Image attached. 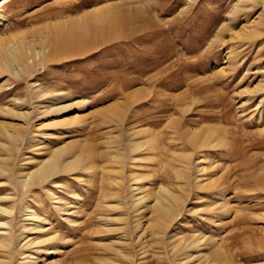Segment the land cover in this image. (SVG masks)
Here are the masks:
<instances>
[{
  "label": "rangeland",
  "instance_id": "obj_1",
  "mask_svg": "<svg viewBox=\"0 0 264 264\" xmlns=\"http://www.w3.org/2000/svg\"><path fill=\"white\" fill-rule=\"evenodd\" d=\"M102 8L85 46L0 71V259L264 264V0H0V43L42 50L55 25ZM205 125L216 135L191 144L188 129ZM62 146L83 168L21 184ZM161 185L180 200L168 216L153 206ZM196 236L200 248L184 247Z\"/></svg>",
  "mask_w": 264,
  "mask_h": 264
},
{
  "label": "bare ground",
  "instance_id": "obj_2",
  "mask_svg": "<svg viewBox=\"0 0 264 264\" xmlns=\"http://www.w3.org/2000/svg\"><path fill=\"white\" fill-rule=\"evenodd\" d=\"M6 1V0H5ZM243 1V0H242ZM246 1V0H245ZM241 2V1H240ZM241 4V3H240ZM106 12H105V8L102 9H97L94 10L89 18H84V17H80L76 22H73L72 20L70 21H66L64 23L55 25V30L51 33L47 32V34L45 35L44 38L41 39V45H42V50H35L33 49V46L31 45H26L24 42L23 43H19L17 41H13L10 42L8 44V42L6 43L5 40H2L0 43V48L3 49L4 52V57L3 59H1L0 61V71H9L11 70V67L14 63L15 64H19V65H24V63H26L25 65H27L29 63V59L30 58H38L40 59L41 57H44L45 55H52V53L59 47L61 48V46H63L65 43H67L68 45L72 46V45H78L80 47L85 46L84 43L85 39L83 38L85 33H87L90 23L94 22V21H100L103 19V17L105 16ZM260 20L258 22H262V17L259 18ZM101 25V24H100ZM91 29V28H90ZM89 33V32H88ZM256 32H253L252 35H256ZM87 35V34H86ZM87 37V36H86ZM87 41V40H86ZM39 44V43H38ZM86 44V43H85ZM33 45V44H32ZM76 48V47H75ZM62 49V48H61ZM79 50H81L80 48H78ZM84 49V48H83ZM78 50V53H79ZM81 54V52H80ZM34 55V56H33ZM33 61V60H32ZM28 67V66H27ZM142 96V91H138V92H134V94H129L127 95L128 99H133L135 101V99H139ZM133 102V101H132ZM118 108V107H117ZM112 110V109H111ZM119 111V109H118ZM121 111V110H120ZM117 112V111H116ZM114 112V113H116ZM111 113V112H110ZM113 113V112H112ZM111 113V114H112ZM123 113V110H122ZM110 114V115H111ZM120 114V113H118ZM117 118L118 115H116ZM121 116V115H119ZM178 118H173L170 120L169 125H174L176 124ZM110 122V121H109ZM122 122V121H121ZM105 124V123H104ZM214 128H212L210 125H205L203 126L201 129H191L189 128L187 133H190L189 140L191 142V144L193 145H200L199 141L201 144H205L209 138L211 136H215L216 132L215 130H213ZM9 132L8 130L6 131ZM18 133V131H12L11 133L15 134ZM10 133V135H11ZM138 133V132H136ZM136 133L134 135H136ZM12 134V137H13ZM9 135V133H8ZM18 135V134H17ZM138 135V134H137ZM136 135V136H137ZM141 135V134H140ZM138 135V136H140ZM173 135V134H172ZM16 136V134H15ZM213 136V137H214ZM7 137V136H6ZM117 137V136H116ZM120 138V137H119ZM133 138V137H132ZM138 138V137H137ZM140 138V137H139ZM212 138V137H211ZM149 139V138H148ZM153 140V139H152ZM113 141V140H112ZM118 141V140H117ZM143 141L144 140H140V141H132L130 140L129 142V147L131 149H133L134 151H138L139 149L143 148ZM114 142V141H113ZM116 142V141H115ZM148 141H146L147 143ZM210 144V143H209ZM82 145V144H81ZM91 145V144H90ZM147 145V144H146ZM207 145V144H206ZM205 145V146H206ZM69 146V145H68ZM86 145H84L85 147ZM145 146V145H144ZM83 147V148H84ZM90 147V146H89ZM92 147V146H91ZM197 147V146H196ZM199 147V146H198ZM197 147V148H198ZM204 147V146H203ZM79 148V147H78ZM80 148H82L80 146ZM89 149V148H88ZM91 149V148H90ZM89 149V150H90ZM68 147L67 146H62L60 148H58L57 150L54 151L53 156L47 160H45L39 167L35 168V169H28V170H22L21 174L25 175L24 178H22L21 180V184L23 186H29V185H36L39 184L41 182H44L45 180H47L48 178H50L52 175H55L57 172L65 170V171H69V170H73L75 167H78L79 165L81 166L82 164V160H83V156H77L74 158H69L66 159L64 161H61L62 157L68 155ZM73 151V149H72ZM82 152V151H81ZM181 152V151H180ZM67 153V154H66ZM85 153V152H84ZM92 153V152H91ZM89 152V154H91ZM88 154V153H87ZM88 154V155H89ZM177 154V153H176ZM192 155V154H191ZM182 156V155H181ZM90 157V156H88ZM118 157V155H117ZM184 159L190 158V155H185L182 156ZM134 160H138L137 158H133ZM132 159V160H133ZM175 159V158H174ZM63 160V159H62ZM86 160V159H84ZM203 161V159L201 160V162ZM187 162V161H186ZM191 162V161H190ZM96 163V162H95ZM189 163V162H188ZM187 163V164H188ZM204 164V163H203ZM191 166V164H189ZM202 166V165H201ZM6 167V166H5ZM83 168V166H81ZM63 168V169H62ZM93 168V165H86L84 166V169L90 171ZM185 168V167H184ZM183 168V169H184ZM182 169V170H183ZM185 170V169H184ZM205 171V167H199L198 168V172H204ZM110 172V171H109ZM187 172V171H186ZM185 172V173H186ZM69 173V172H68ZM20 174V175H21ZM187 174V173H186ZM186 174H183L184 177H186ZM204 174V173H203ZM189 176V174H187ZM206 175V174H205ZM180 176V175H179ZM23 177V176H22ZM182 177V178H184ZM205 177V176H204ZM203 178V177H202ZM199 179V178H198ZM213 179V178H212ZM212 179H204V180H197L196 181V187L197 188H201V187H205V186H209L212 184L213 181H211ZM112 183V182H111ZM137 190L139 188H136ZM155 196V201H154V207L156 208V210L160 211V212H165L168 215H171L172 213V207L168 204L167 202H172L171 204L175 203L177 204L179 198L178 196L167 186L165 185H161V187L156 191ZM112 198V197H111ZM133 198V197H132ZM145 195L141 196V197H137V201L141 202L144 201L145 199ZM111 200V199H110ZM180 201V200H179ZM10 210L7 207H4L3 205L0 206V213L3 215H6L7 213L9 214ZM159 212V213H160ZM27 216L29 217L28 219H35L37 220V222H39V218L36 215V212L34 210L29 209V212L27 213ZM165 217V216H164ZM173 217V216H172ZM28 224V223H27ZM38 225V223H35L34 225ZM160 224V222H159ZM33 225V224H32ZM41 224H39V226H33L31 227L32 230H46L45 229V225L40 226ZM29 226V225H28ZM10 227V224L8 222H4V221H0V228L2 229H6L8 230V228ZM22 227H24L22 225ZM30 227V226H29ZM29 227H28V231H29ZM147 227V226H146ZM153 227L151 223L148 224L147 228ZM27 228V227H26ZM30 228V229H31ZM40 228V229H39ZM137 228H140V226H138ZM145 229V227H143ZM163 228V227H162ZM143 229V230H144ZM5 230V231H6ZM31 230V231H32ZM2 231V232H5ZM145 231V230H144ZM9 232V230H8ZM45 232V231H44ZM144 233V232H143ZM5 234V233H4ZM9 234V233H8ZM141 236V235H140ZM44 238V237H43ZM55 238V235L50 234L46 239L42 240L47 241V240H53ZM137 238V237H136ZM6 240V237H2L0 238V248L2 249H6L8 246L2 241V240ZM8 240V239H7ZM205 238L204 236L199 237L196 236L194 239L191 240V242H187L186 240L184 241V247L189 248V247H196V248H200L202 243L204 242ZM9 249V248H8ZM2 251H7V250H2ZM10 252V251H9ZM6 253V252H4ZM8 253V252H7ZM9 254V253H8ZM11 254V253H10ZM4 255V254H3ZM2 257V256H1ZM202 257V256H201ZM187 260L186 261H191L194 257L193 255H187ZM12 259L13 257L11 255H4L1 259H0V264H11L12 263ZM208 263V262H207ZM210 264H216L214 263H210Z\"/></svg>",
  "mask_w": 264,
  "mask_h": 264
}]
</instances>
